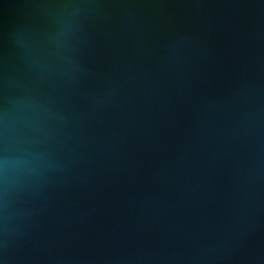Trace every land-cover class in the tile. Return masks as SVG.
I'll list each match as a JSON object with an SVG mask.
<instances>
[{
    "label": "water",
    "instance_id": "water-1",
    "mask_svg": "<svg viewBox=\"0 0 264 264\" xmlns=\"http://www.w3.org/2000/svg\"><path fill=\"white\" fill-rule=\"evenodd\" d=\"M0 264H264V0H0Z\"/></svg>",
    "mask_w": 264,
    "mask_h": 264
}]
</instances>
